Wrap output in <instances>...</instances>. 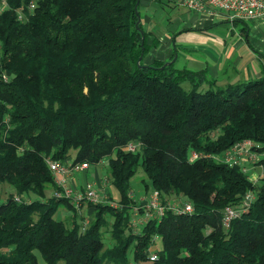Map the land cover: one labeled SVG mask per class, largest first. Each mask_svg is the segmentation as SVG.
Returning a JSON list of instances; mask_svg holds the SVG:
<instances>
[{"label": "trees", "instance_id": "trees-1", "mask_svg": "<svg viewBox=\"0 0 264 264\" xmlns=\"http://www.w3.org/2000/svg\"><path fill=\"white\" fill-rule=\"evenodd\" d=\"M137 1L136 14V0H0V183L37 196L1 199L0 264H39L37 256L43 264H264V176L253 184L238 165L203 156L244 137L264 145V74L219 85L205 67L143 63L158 41ZM191 150L201 156L189 162ZM44 157L105 158L118 206L86 201L93 218L83 227L81 206L45 197V187L59 186ZM138 164L145 190L179 195L191 211L165 208L134 232L129 184ZM248 189L253 200L225 227L222 207ZM58 202L74 209L70 223L52 217Z\"/></svg>", "mask_w": 264, "mask_h": 264}, {"label": "rangeland", "instance_id": "rangeland-1", "mask_svg": "<svg viewBox=\"0 0 264 264\" xmlns=\"http://www.w3.org/2000/svg\"><path fill=\"white\" fill-rule=\"evenodd\" d=\"M179 0H140V6L138 7V11L140 12V21L141 24H143V28L145 27L149 29V31H154L153 34L158 36V30L162 32V35L166 37L168 40L171 39L172 36L175 37V43L176 49L178 50V58L174 60V63L178 67H188L190 66L192 69L198 67L196 63H193L190 58L186 59V61L181 59V56L186 53V49L193 53L195 56L198 57H204L206 58L207 62L209 64L208 67L210 68V65L212 64L211 60L213 59L218 60V62H224V59L229 58L231 61L233 60L235 55L240 54L244 49H247L245 36L244 34L247 33V40L249 47L255 48L256 50H259V52L264 54V17L262 18H255L256 22L259 23L256 24L255 22L248 21V20H236L232 19L229 16L228 12H223L221 10L214 9V12L211 14H208L206 12H203L201 9L195 10L190 9L186 6H181L178 3ZM205 9H207L205 7ZM186 24H189L190 29H185V31H179L180 29L185 28L184 26ZM242 26H247L248 30L245 33L242 30ZM156 31V33H155ZM148 37L151 39L152 36L149 34ZM148 38V40H149ZM160 38V37H159ZM209 38V39H208ZM161 39V38H160ZM162 40V39H161ZM211 41H215L213 44ZM238 42V43H237ZM159 43V42H158ZM157 44V47H154L152 49H148L144 58L143 63L147 62V58L153 57L157 58L161 56V51H165L166 48L169 50L171 46L170 45H163L162 42ZM230 44L234 47L230 49ZM235 44V45H234ZM237 44V45H236ZM213 45V46H212ZM163 46L164 48H162ZM231 50V53H229L227 58L226 52L227 49ZM223 52V54H222ZM224 55V56H223ZM209 57V58H207ZM264 57V56H263ZM152 58V59H153ZM224 58V59H223ZM194 60H199L194 59ZM241 65L239 71H234L232 68L233 63L227 62L223 63L221 65V69L227 72H231L230 75L233 76V78H236L238 76H241V73L247 74L248 72L252 71L255 67L258 69H261L262 67L259 66L257 63H264V59L262 57L253 55L250 57L249 60H246ZM211 63V64H210ZM218 65V64H217ZM220 66V65H219ZM234 66V65H233ZM210 70V69H209ZM234 71V72H233ZM207 76L210 75L209 71L206 72ZM259 75H263L262 73H258ZM256 76V75H255ZM255 76H250L251 79L255 78ZM234 82H237L234 80ZM181 86L183 88L187 87L186 82H182ZM70 156L73 155L72 149L69 150ZM105 158H102V162H98L92 165H89L88 168L83 169L79 172H71L67 176V185H73V187L76 190H79L80 192L82 190V186L84 184V181L87 180V182H92L95 180V182L98 183V191L97 193L100 195L101 201H110L115 200L118 198L117 191L115 188H113L111 185L109 186V179L106 173V162ZM259 166H253L248 167L246 174H248V177L250 178V181H254L256 184L257 179H259L260 175V169ZM141 165L138 164L136 167V171H134V175L130 179L129 188H131L130 195H132L134 201H135V208H138V205L141 206V211H138L140 208L137 209L136 213L131 215V221L133 222L131 227L134 230V232H137L139 230V225L143 224L146 220L143 218L140 213L144 211L143 205H144V199L148 195V190L150 191V187L148 189H144V187L141 186L142 181H144L146 184H148V180L141 171ZM95 174V176H94ZM73 182V183H72ZM107 189H110L109 193H105ZM101 189V191H100ZM44 195L45 197L51 196L53 191L51 188H44ZM9 194L13 196H17L19 199L28 200L29 197H32L33 199H36L37 196L33 195V193L29 194L28 197L25 196H19L17 193H13L12 188L9 185H6L4 182L0 183V201L1 199H4ZM182 197L178 196H168L166 195L163 200L164 203L166 201H169L171 203L178 202V200H181ZM70 200V198H69ZM184 200V199H183ZM87 200H83L81 202V207L76 212V219L78 222L84 227L86 226L92 217V210L90 206L86 203ZM70 202V201H69ZM88 202V201H87ZM74 209L67 208L65 204L58 202V206L56 208V211L54 215H52L53 218H60L63 220L64 223L68 224L70 223L71 213H73ZM104 218L110 222L111 218L109 216L104 215ZM107 222V221H106ZM108 222V223H109ZM107 223V224H108ZM101 230H103V236L104 239H102V242L107 247L111 243L108 242L109 235H108V228L107 225L101 226ZM161 245L160 241L157 239V237L153 238V245L151 249L153 248H159ZM37 260L39 264H43L42 259H40L37 256ZM60 264V262H59Z\"/></svg>", "mask_w": 264, "mask_h": 264}, {"label": "built area", "instance_id": "built-area-1", "mask_svg": "<svg viewBox=\"0 0 264 264\" xmlns=\"http://www.w3.org/2000/svg\"><path fill=\"white\" fill-rule=\"evenodd\" d=\"M178 3L181 6L189 7L190 9H201L203 12L211 14L214 12L213 8L221 10L223 12H228L230 18L232 19H242L251 21L252 19H259L264 17V0H179ZM205 7L207 9H205ZM29 8H32V3L29 4ZM2 77L5 79L6 75L3 74ZM124 146L129 151H134L136 142L125 143ZM198 153L191 150L187 159L190 162L193 159L200 157ZM203 156L211 157L215 160L222 161L228 165L236 164L238 168L242 171L244 175L246 174L247 168L253 166H259L264 162V145L260 142H254L248 137L240 139L236 142H232L231 146L224 151H221L217 154H208L205 153ZM44 162L47 164L51 177L53 178L54 183L59 186V189L53 191V195L64 197L69 199L70 202L77 209L81 206L83 200H87L91 204H96L100 200V195L95 189L94 181L87 182L84 181L82 186L83 191L76 190L73 185H67V176L71 172H79L83 169H87L89 164L84 160L80 162H72L70 159L61 161L58 159H51L49 157H44ZM249 178V177H248ZM250 180V178H249ZM255 184L254 181H250ZM255 190H246L241 194V198L238 204L233 206L222 207V221L221 224L227 226L228 221L233 219L235 216H239L242 212L245 211L246 207L253 200ZM159 193L154 189L148 192L147 197L144 199V205L142 206L144 211L140 215L147 220L148 218L158 216L159 213L165 208H169L174 213H189L192 209L190 202H187L183 199L178 200V202H169L166 201L163 205V200L160 198ZM13 199L18 200L19 198L15 195ZM109 206L117 207L118 204L114 200L105 201ZM138 208L133 207L131 213H136ZM133 223V222H132ZM148 259L150 261L156 258L154 251L148 252Z\"/></svg>", "mask_w": 264, "mask_h": 264}, {"label": "crops", "instance_id": "crops-1", "mask_svg": "<svg viewBox=\"0 0 264 264\" xmlns=\"http://www.w3.org/2000/svg\"><path fill=\"white\" fill-rule=\"evenodd\" d=\"M141 20V19H140ZM252 22H255L256 24H258L259 25V23L258 22H256V19H252L251 20ZM141 22V21H140ZM185 28H183V29H180L179 31H176V33L177 32H180V31H185V29H192L191 27H190V25L189 24H186L185 26H184ZM144 29H145V27H144ZM246 29L248 30V28H247V26H246ZM245 29V30H246ZM145 30H147V31H149V29L148 28H146ZM245 30H243L244 32L243 33H245ZM247 30H246V32H247ZM242 31V30H241ZM153 32L154 31H149V34L152 36V37H154L155 39H157V41L160 43V42H162L163 43V45H170L171 44V46H173V42L175 43V37L176 36H172L171 37V39H167L166 37H164L163 35H162V32L161 31H159L158 30V36L157 35H155V34H153ZM155 33H156V31H155ZM246 35V39H245V41H246V46H247V49L245 50H243L242 52H240V54H238V55H235L234 56V58H233V60L231 61L229 58H227V56H229L228 54L229 53H231V50L230 49H232V48H234L231 44H230V49L228 48L227 49V52H226V56H224L225 58H227V59H224L223 61L226 63L227 62V60L229 61V63L231 64V63H233V65H232V68H233V70L234 71H239L240 69H238V68H240L241 67V65L243 64V62L245 61V63L247 62L246 60H249L250 59V57H252L253 55H256V56H259V57H262L263 59H264V54L263 53H261V52H259V50H256L255 48L253 49L252 47H249V45H248V40H247V33H245L244 34V36ZM162 39H160V38ZM209 39V38H208ZM212 42V44L215 42V41H211ZM158 43V44H159ZM238 43V42H237ZM176 44V43H175ZM177 45V44H176ZM235 45V44H234ZM237 45V44H236ZM213 46V45H212ZM156 47H157V45H156ZM162 48H164L163 46H161ZM176 47V46H175ZM171 48L172 47H170V49L168 50L167 48H166V50H165V48L163 49V50H165V51H161V53L162 54H160L161 56H159V57H157V58H153V57H151V59L150 58H147V60H145V61H151V60H153V59H164V60H167V58L169 57V55L171 54V52H172V50H171ZM152 49V48H151ZM175 52H176V57H175V59L174 60H176L177 58H178V50L175 48ZM233 50V49H232ZM222 54H223V52H222ZM190 58V60L193 62V63H196L197 64V66L198 67H196V68H194V69H192L190 66H188L187 68H190L191 70H198V69H200V68H203V67H205V69L207 70V72L209 71V73H210V75H208V76H210V77H215L216 78V83H218L219 85H224L225 83H227L228 81H231V82H234V80H236L237 82H240L241 80H243V79H251V77L250 76H255V77H257V76H259V74L258 73H262V74H264V63H257L259 66H261L262 68L261 69H258L257 67H255L254 69H252V71H250V72H248L247 74H245V73H241V76H238V77H236V78H233V76L232 75H230V73L229 72H227V73H225V71H223V69H221L220 67H221V65L224 63V62H218V60H217V58L216 59H213V61L211 60V62H212V64L210 65V68L208 67V65L207 64H209L208 62H207V60H206V58H204V57H198V56H195L193 53H191V52H189L187 49H186V53L185 54H183L182 56H181V59L182 60H184V61H186V59H188V58ZM153 58V59H152ZM199 59V60H194V59ZM207 58H209V57H207ZM218 64V65H217ZM220 65V66H219ZM210 69V70H209ZM233 71V72H234ZM259 169H260V175H262V176H264V165L263 164H261L260 165V167H259ZM94 176H95V174H94ZM96 177V176H95ZM260 177V176H259ZM94 181V184H95V189H97V191H98V183L97 182H95V180H93ZM73 183V182H72ZM74 185V184H73ZM100 191H101V189H100ZM104 192L105 193H109V189H107L106 188V191L104 190Z\"/></svg>", "mask_w": 264, "mask_h": 264}, {"label": "water", "instance_id": "water-1", "mask_svg": "<svg viewBox=\"0 0 264 264\" xmlns=\"http://www.w3.org/2000/svg\"><path fill=\"white\" fill-rule=\"evenodd\" d=\"M137 2H138V1L136 0L135 4H134L133 7H132L134 11H135V7H136V5H137ZM135 13L137 14V11H135ZM138 21H139V18H137V20H134V23H133V24H134L136 27H137V24H136V23H137ZM140 38H141V32H140ZM141 39H142V38H141ZM140 57H141V56H138L137 60L135 61L136 64H137V62L139 61ZM175 57H176V52L173 53L171 59L166 60V61H163L159 67H162V66L168 65L169 63H171V62L173 61V59H175Z\"/></svg>", "mask_w": 264, "mask_h": 264}]
</instances>
